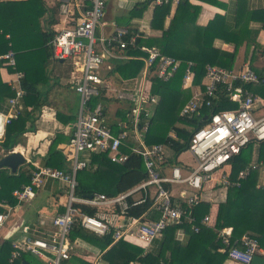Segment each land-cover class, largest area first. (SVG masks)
Wrapping results in <instances>:
<instances>
[{
  "label": "built area",
  "instance_id": "obj_1",
  "mask_svg": "<svg viewBox=\"0 0 264 264\" xmlns=\"http://www.w3.org/2000/svg\"><path fill=\"white\" fill-rule=\"evenodd\" d=\"M165 2L152 0L155 5ZM105 11L106 0H64L61 5L62 26L54 32L47 45L52 61L68 62L72 66L68 85L79 98V110L72 125L68 147L71 169L66 171L35 165L29 172V184L15 190L12 195L18 203L30 200L35 190L50 179L65 185L67 202L64 212L52 218L54 233L47 239L24 238L13 244V252L8 260L10 264L20 258L22 253L41 259L45 264H60L67 260L70 251L69 235L76 223L97 237H103L113 230V242L132 239L143 249V255L153 240L159 238L169 226L186 223L197 234L200 226L195 223L193 208L200 204V196L194 193L184 198L182 203H175L165 185L186 184L193 191L200 192L212 181L214 173L229 164L249 142L264 141V115H256L264 106V101L253 90L259 88L264 91V71L257 73L248 64L232 69L207 66L200 85H195L194 73L190 69L192 63L189 62L182 79V88L190 89L192 96L180 109L178 116L182 120L196 119L197 123L204 122L189 131L187 151L196 166L185 176L178 166L171 167L168 176L163 175L161 168L167 161L166 146H147L142 137L158 102V98L149 92L146 79L153 73L160 81L167 82L178 71L181 62L160 55L158 47H139L147 56L142 59L144 65L138 85L132 92L115 90V98L131 103L127 120L115 123L116 129L108 122L105 109L99 104L93 107L91 102L99 96L105 85L104 76L112 70L114 63L129 59L124 52L127 48L137 47L139 33L120 27H112L107 31ZM1 69L13 70V78L7 83L13 96L7 101L9 115H0V134L10 120L20 114L25 95L21 88L24 74L16 71L15 53L12 50L0 54ZM223 101L233 106L219 109ZM204 109L208 113L203 114ZM168 137L176 139L175 132L171 131ZM134 141L137 144L133 145ZM126 149L142 158L146 181L114 197L96 192L84 197L75 194L79 185L76 173L87 168L90 156L105 155L111 163L123 164L128 159ZM257 168L258 164L246 166L237 173L234 182H230L229 176L223 174L222 183L239 187L240 181ZM261 172L263 175L257 188L264 187V171ZM151 187L154 188L152 208L159 212V219L140 221V218L128 216L131 207L144 202L148 195L147 189ZM138 192H142V196L134 197ZM129 198L132 200L129 201ZM77 205L111 209L113 217H123L125 222L115 225L106 217L81 212ZM7 218L8 213L0 212V228ZM209 224L210 217L202 216L200 225L208 227ZM218 239L234 264H250L254 256L264 258V251L254 237L233 239L231 230H221ZM128 264L140 263L132 261Z\"/></svg>",
  "mask_w": 264,
  "mask_h": 264
},
{
  "label": "trees",
  "instance_id": "obj_2",
  "mask_svg": "<svg viewBox=\"0 0 264 264\" xmlns=\"http://www.w3.org/2000/svg\"><path fill=\"white\" fill-rule=\"evenodd\" d=\"M172 1L168 0L167 3L154 7L150 28L159 31L160 36L145 38L140 35L136 39L137 47L125 50L124 54L129 59L116 61L112 70L105 74V85L100 90L99 96L92 100L91 106L98 105L100 101L108 104L116 103L119 105L118 116L122 120H126L131 103L118 100L115 98V94H109L108 88L112 86L123 92L134 91L139 73L144 65L142 59L147 56V53L141 51L139 47L159 45L160 55L177 59L181 64L175 75L167 82L160 81L153 73L149 74L146 79L149 92L158 98V102L148 121L143 142L147 146L164 144L171 150L173 159H176L188 149L189 130L187 128H197L204 124V122L197 123L196 119L182 120L178 116L180 109L192 95L190 89L181 87L187 63H192L190 69L194 73L193 83L200 85L207 66L230 69L234 64L238 49L243 44L246 48L253 45L264 54V48L256 43V35L249 37L247 30V23L256 21L261 24L264 31V9L250 11L246 10L244 6H238L235 22L229 23L224 16L215 15L206 26H199L196 24V19L200 7L190 4L189 0H177L175 11L166 25ZM201 1L215 6L219 4L217 0ZM147 7V2L136 4L130 11L129 17L140 18ZM45 14L46 9L42 0L0 3V54L8 50L15 53L16 71L24 74L21 88L25 92L20 114L6 125L4 141L0 144L1 149L6 153L12 151L21 142L26 132L33 131L35 112L44 106L47 99V93H40L37 89L38 85H46L49 80L44 73V67L46 62L51 60L47 44L54 34L42 26L41 22L44 20ZM52 24H54L53 19L48 22V25ZM216 40L233 45V51L227 52L215 48ZM8 71L13 73L11 69ZM110 77H114L115 81L110 80ZM260 92L264 97V91ZM12 96L13 92L0 80V104ZM232 106L233 104L223 101L219 109H227ZM206 113L208 111L204 109L203 114ZM72 121L74 118L70 117L68 122ZM113 126L117 129L116 124ZM171 131L175 132L176 139L168 137ZM60 142L59 135L51 142L44 166L61 170L65 168L62 151L57 149ZM256 143V141L249 142L237 156L230 160V182H234L237 173L249 165ZM259 145L258 159L263 164L264 141ZM125 153H127L128 159L123 164L111 163L105 155L92 156L90 167L77 173L76 178L79 185L75 194L84 197L96 192L107 197H114L130 191L146 181L147 175L142 158L129 149H126ZM29 177V173L21 172V170L17 174L11 175L6 169H1L0 201H5L10 205L16 204L12 192L28 184ZM258 178L259 167L253 170L249 177L241 180L239 187L231 185L228 187L226 201L220 204L217 209L215 227L218 230L231 227L233 239H240L243 236L254 237L258 240L260 247L264 249V187L259 189L256 187ZM147 191L148 195L144 202L131 207L127 212L128 216L139 218L152 208L153 191L152 195L149 194L151 188H148ZM140 193L142 196V192ZM131 200L132 198H129V201ZM201 206H196L194 210L196 224L200 226V231L197 234H192L185 246H181L175 240L177 226L168 227L162 232V242L158 252H148L145 255H142L141 248L123 240L112 244L113 230L103 237H97L83 230L76 223L70 232L69 239L79 238L96 246L100 251H105L103 258L108 264H128L132 261H137L140 264H223L226 255L209 253L206 247H201L194 255L205 232V227L201 226L199 221ZM76 207L91 216L96 212L94 208L84 205ZM220 246L219 240L211 245L215 250ZM12 252L13 248L9 244H3L0 248V264H9L8 260ZM23 261L28 262V258L22 253L16 262L22 264Z\"/></svg>",
  "mask_w": 264,
  "mask_h": 264
},
{
  "label": "crops",
  "instance_id": "obj_3",
  "mask_svg": "<svg viewBox=\"0 0 264 264\" xmlns=\"http://www.w3.org/2000/svg\"><path fill=\"white\" fill-rule=\"evenodd\" d=\"M24 1L26 0H0V3L24 2ZM42 1L46 9L44 20L41 22L42 26L48 31L56 32L57 29L61 28L62 26L61 5L64 3V0H42ZM114 1L115 4L112 7L111 5H108V3L106 2V11H105L104 20L105 23L107 24L106 27L107 31L111 30L112 27H120V28H126L128 29V31L132 33H139V36L141 35L145 38L160 36L159 31H154L150 28L154 7L157 6L152 3V0H114ZM145 2L148 3V7L143 12L140 18L129 17L130 11L133 9V7L136 4L145 3ZM167 2L168 0H166L165 3ZM217 2L219 4L215 6L212 4L204 3L201 0H189L190 4L200 7V11L196 19L197 25L206 26L207 23L211 21L215 15L224 16L225 18H227L229 23L231 22L233 23L235 22L236 19L238 6H244L246 10H250V11L264 9V0H217ZM176 5H177V0H173L171 4V10L169 16H167L166 18V22H165L166 25L168 24L170 17L173 15ZM51 19H53L54 24L48 25V22ZM247 30L249 31V37H253L256 35L255 36L256 43L264 48V31L262 30L261 24L256 21H250L247 23ZM6 38L8 39V36H6ZM153 47L159 48L160 46L156 45ZM214 47L227 52L233 51V45L229 43H224L219 40H216L214 42ZM57 63L59 64L55 68L57 72H55L53 76H51L50 74L47 75L49 79L48 83L46 85L37 86V89L40 93L43 94L47 93V99L44 106H42V108L39 111L35 112L34 122L32 125L33 131L26 132L23 135L21 142H19L12 149V151L8 152V153L18 152L22 154L23 157L25 158V163L22 166L18 167L16 173L14 174H12L9 169L3 168L6 169L8 173L11 175L17 174L19 170H21V172L29 173L35 167V165L44 167L51 142L58 135L59 138L61 139V142L57 145V149L62 151V155L65 162V168L62 170L69 171L71 169V161L69 160L70 151L68 147L72 133V125L76 121L77 113L79 110V98L78 95L68 85L69 73L71 71L72 66L68 62H57ZM246 64H248L249 67L254 71H256L257 73H262L264 71V54H262L261 51L255 48L253 45H251L249 48H246L245 44H243L238 49L234 64L230 69L234 67L239 68ZM142 70L143 68L139 73L138 81L140 80ZM12 78H13V74L12 72L8 71V69L0 70V80L2 83L7 85L8 81L11 80ZM114 79H115L114 77H110V80H112L113 82L115 81ZM111 87L109 88L110 91H114L111 90ZM253 90L264 101V97L260 92L261 90L259 88H253ZM73 93L76 94L77 97L76 101L72 100V96H70ZM8 99L4 101L2 104H0V115L2 116H7L10 113V108L7 102ZM99 105L103 107V109H105L104 112L107 116L108 122L111 123V125L122 120L121 117L118 116V108H119L118 104L117 105L116 103L108 104L106 102L100 101ZM263 112H264V106L256 115L259 114L264 115ZM70 117L74 118V121H72L71 123L68 122V119ZM4 134H5V129L4 132L0 134V144L4 141ZM135 144H137L136 141H134L133 145ZM259 146H260L259 143H256L254 145L251 162L249 163V165L258 164L259 178L257 184H259V182L261 181V176L263 175L261 171H264V163L262 164L258 159L259 151H260ZM165 152H166L165 154L167 161L161 168V173L163 175L168 176L170 174L171 167L178 166L182 174L185 176L196 166L193 158L190 156L188 151L181 153L176 159H173L172 152L167 147L165 148ZM8 153L4 152V150H2L0 147V158ZM91 157L92 156L89 157V165L87 166L86 169L90 167ZM45 167H49V166H45ZM230 171H231V165L227 164L225 167H223L221 171H217L216 173H214L212 181L207 183L200 192L193 191L186 184L165 185V187L169 190L172 199L175 203H182L184 198L194 193L200 196L201 202L199 205H202L201 206L202 210L200 209L201 210L200 217L202 218V216L208 215L210 217V224L208 227L203 226L205 227V232L203 234V238L200 240V243L198 244L194 252V255L199 251L201 247H206L209 253L212 254L218 253L220 255H226L223 264H234V263L229 260L225 248L223 247L221 241L218 239V234L221 230H226V231L231 230V234H232V228L227 227L218 230L215 227V220L217 216L218 206L226 201L228 187H229L223 185L221 175L226 174L229 176ZM77 173H76V177H77ZM152 191L154 192V188L151 187V193L149 192V194L152 195ZM140 196H141L140 192L134 195V197L136 198ZM66 202H67V189L65 185L50 179H47L39 189L35 190L34 197L30 200L21 203H18L16 201V204L14 205L7 204L5 201H0L1 212L8 213V218L4 221L2 227L0 228V248L3 246V244H9L11 248H13L12 247L13 244L18 243L24 238L47 239L55 231L51 223L52 218L56 214H60L64 212ZM195 209L196 208L194 207L193 215ZM95 210L96 212L94 215H97L98 217H104V218L106 217L108 219H111V221L115 225H121L123 224V222H125L123 217L120 216L113 217L111 209L101 208ZM139 218L140 221H148V220L156 221L159 219V212L154 208H150L144 215H142ZM182 225H184V227H182ZM173 226H177L175 232V240L181 246H185L188 243L191 235L194 234L191 231L190 226L186 223L181 225H173ZM131 240L127 239L123 241L133 246L141 248L140 245L135 244ZM217 240H219L221 246L218 247L217 250H215L211 247V245ZM161 242H162V236L154 239L150 247L145 252L147 253L158 252L160 249ZM69 243H70L69 258L67 260L62 261L60 264H108V262L103 258L105 251L104 252L100 251L96 246L91 245L79 238H75L73 240L69 239ZM114 243L115 242H113L112 244ZM260 249L264 251L263 248L260 247ZM23 254L27 256L28 262L23 261L22 264H45L41 259H37L25 253ZM18 259H16L13 262V264H16L17 263L16 261Z\"/></svg>",
  "mask_w": 264,
  "mask_h": 264
},
{
  "label": "water",
  "instance_id": "obj_4",
  "mask_svg": "<svg viewBox=\"0 0 264 264\" xmlns=\"http://www.w3.org/2000/svg\"><path fill=\"white\" fill-rule=\"evenodd\" d=\"M25 163V158L18 152L5 154L0 158V169L7 168L12 174L16 173L18 167ZM250 264H264V258L254 256Z\"/></svg>",
  "mask_w": 264,
  "mask_h": 264
},
{
  "label": "rangeland",
  "instance_id": "obj_5",
  "mask_svg": "<svg viewBox=\"0 0 264 264\" xmlns=\"http://www.w3.org/2000/svg\"><path fill=\"white\" fill-rule=\"evenodd\" d=\"M106 2L108 3V5H111V7L112 6H114V4H115V1L114 0H106ZM59 64L57 63V62H53V61H51V60H48L47 62H46V65H45V67H44V73L46 74V75H51V76H53L54 74H55V72H57L56 70H55V68H56V66H58ZM139 78V77H138ZM138 80H137V82H136V86L138 85ZM135 86V87H136ZM111 90H114V91H110L109 90V94H111V93H113V94H115L116 95V91L115 90H119L117 87H111ZM70 96H72V100H74V101H76V94L75 93H73L72 95H70ZM264 113V112H263ZM187 130H189V131H191V128H187Z\"/></svg>",
  "mask_w": 264,
  "mask_h": 264
}]
</instances>
